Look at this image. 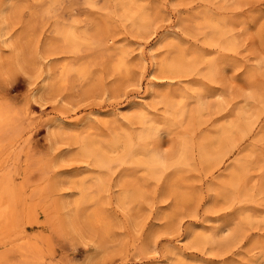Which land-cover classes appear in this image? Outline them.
Returning a JSON list of instances; mask_svg holds the SVG:
<instances>
[{
    "label": "rangeland",
    "instance_id": "rangeland-1",
    "mask_svg": "<svg viewBox=\"0 0 264 264\" xmlns=\"http://www.w3.org/2000/svg\"><path fill=\"white\" fill-rule=\"evenodd\" d=\"M122 1L0 0V264H264V0H136L135 21ZM225 31L244 47L204 83L205 45ZM34 50L51 56L33 90L43 108L17 72L42 63ZM169 72L215 108L200 119L188 106L183 132L153 137L135 104L158 102L168 82L151 77ZM116 107L123 118L104 116ZM115 142L112 160L89 153Z\"/></svg>",
    "mask_w": 264,
    "mask_h": 264
},
{
    "label": "clouds",
    "instance_id": "clouds-1",
    "mask_svg": "<svg viewBox=\"0 0 264 264\" xmlns=\"http://www.w3.org/2000/svg\"><path fill=\"white\" fill-rule=\"evenodd\" d=\"M37 3H40L41 0H36ZM195 2V0H193ZM55 5H53L54 7ZM45 16H50L54 18V12L52 8H48L44 11ZM82 21L73 20L72 24H79ZM198 34L190 37L191 39H199L200 35H203L204 32L199 30ZM176 31H182L178 28ZM231 31H225L219 34L218 39L213 43L206 44L205 47L212 49L211 53H206L201 60L199 61L197 67L198 69H203L202 72L198 73L199 80L204 83L211 84L215 81L212 79V69L216 64L217 60L223 54L231 53L234 56H240V48L244 47V44H233L231 41L227 40L228 36H231ZM151 37H149L150 39ZM4 47H12V45L7 44ZM63 53L53 52L51 55H61ZM34 55H36L34 50ZM51 56H39L36 55L38 61H42L39 64H25L17 65V72L21 75H24L29 83L27 85V92L25 93L26 105L30 106L31 104H37L41 108L46 107L47 103L45 100L41 99L33 91L38 84L41 83V80L44 76V65L48 63V60ZM242 59L247 58V54ZM264 62V54L261 55V60L256 61L257 64ZM243 68L237 67L236 72L242 71ZM51 75V72L48 73ZM152 81L165 82L167 81V88L164 90L161 98L158 102L148 104L147 108L152 113L151 115L148 112L145 113V119L143 122V128L141 132H149L154 137L157 131H168L169 126L179 129L183 132L184 117L188 111V106H191V109L196 110V114L200 119H205L214 111L215 103L209 101L205 96V87L202 83L193 82L191 76L189 75H177L173 73L161 74L159 76L153 75L151 77ZM7 76L3 73H0V86L11 87L10 84H6ZM48 81H45L42 87H47ZM170 96L178 98L176 101H171ZM161 109L163 110L161 112ZM207 114V115H205ZM148 137L145 136V139ZM90 158V157H89ZM186 166V165H185Z\"/></svg>",
    "mask_w": 264,
    "mask_h": 264
},
{
    "label": "bare ground",
    "instance_id": "bare-ground-1",
    "mask_svg": "<svg viewBox=\"0 0 264 264\" xmlns=\"http://www.w3.org/2000/svg\"><path fill=\"white\" fill-rule=\"evenodd\" d=\"M120 6H121V9H122V13L130 21L134 20L135 18H138L139 16H141V14L138 12L139 10L141 11V6H139L137 4L136 0H123ZM5 33H6V27L2 29V35H4ZM79 37L80 36H78L77 32L74 30L73 27H70L67 31L64 32V39H65L66 42H69V43L76 42V41H78L80 39ZM139 56H140V58L143 61H145L146 58H144L143 53L141 51L139 52ZM149 95H150V93H149ZM139 100H143V99H139ZM131 103L134 104V103H136V101L133 100V101H131ZM135 105H137L139 107L138 108L139 116L140 117H144L145 113H146L145 111L147 110V107L143 103L135 104ZM104 116H106V117H119V118H123L124 117L123 114L121 113L120 109L117 108V107L116 108H112L108 112L104 113ZM58 120L60 121V123H59L60 125L66 126V125H64V122H62L61 119H58ZM144 133H147V132H144ZM147 134H143V138H145V136H147ZM117 144L118 143L115 142V143H112V145L103 148V147L96 146V144H94V143H91L90 147H89V153L91 155H93L97 159L96 162H98V163H101V162H103L105 160H112L114 155L116 156V154L119 153L122 150V148H123V147H121L122 145H119V144L117 145ZM127 149H128V147H127ZM83 150L84 149H82V151ZM139 155H141L143 157L144 163H146L150 167L154 166V165H158L159 161L161 160V157H160L159 153L157 151H153V150H150V149L144 150V152L140 153ZM91 159H92V157H91ZM132 160H134V159H132Z\"/></svg>",
    "mask_w": 264,
    "mask_h": 264
}]
</instances>
